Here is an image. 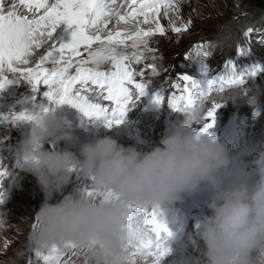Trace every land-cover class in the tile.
<instances>
[{"label":"clouds","instance_id":"clouds-1","mask_svg":"<svg viewBox=\"0 0 264 264\" xmlns=\"http://www.w3.org/2000/svg\"><path fill=\"white\" fill-rule=\"evenodd\" d=\"M238 99L236 94L229 101L237 104ZM258 99L254 94L246 104L255 111ZM204 113L203 104L189 109L185 119L150 151L126 147L112 136L96 137L81 145V161L72 151L45 147L49 138L75 143L77 137L72 121L57 106L41 109L31 121L27 150L18 164L35 175L45 197L31 226V246L44 249L73 241L85 250L88 264H131L130 206L162 213L164 206L195 193L202 184L216 190L223 186L220 172L232 163L231 149L219 138L198 134ZM252 164L254 179L237 178L219 199L207 202L211 214L200 224L205 246L202 264H264V144ZM77 169L91 178L92 187L112 190L119 198L98 201L68 193L53 203Z\"/></svg>","mask_w":264,"mask_h":264},{"label":"snow or ice","instance_id":"snow-or-ice-1","mask_svg":"<svg viewBox=\"0 0 264 264\" xmlns=\"http://www.w3.org/2000/svg\"><path fill=\"white\" fill-rule=\"evenodd\" d=\"M179 3L180 0H124V4H118L117 0H9L6 5L5 0H0V89L10 82V74H22L32 83L34 91L38 92L41 86L47 89L44 95L51 106L69 103L88 117H103L108 128L119 126L137 100L147 94L152 78L160 76L155 55L151 56L152 63L146 64L150 77H145V71H138L134 65L145 63L148 54L156 51L149 46L151 37L166 31L160 23L161 10L167 16L174 5L178 10ZM125 5L128 11H121ZM113 19L117 28L109 30ZM169 23L176 33L187 31L191 25L190 20L182 28ZM121 24L126 27H119ZM62 25L72 29L70 42H62L57 35ZM142 25L154 27L145 29ZM252 32L253 29L248 28L246 35ZM48 42H52L50 49L34 67H20L30 63L28 57L34 49ZM237 51L247 54L243 47ZM195 54L209 57L211 52L201 44L196 45ZM223 68V72L210 76L205 64L203 81L189 75L180 76L178 79L184 82L183 86L179 82L172 85L176 91L167 98V105L186 114L189 109L203 104L213 91L242 86L246 77H256L264 71V68L253 66L245 73H237L232 60ZM165 102L164 91L155 94V104ZM221 106L215 103L207 110L198 134H208ZM41 109L47 111L48 106H41ZM11 119L33 121L36 115L25 112ZM8 176V168L0 163V203L7 197L2 185ZM86 192L90 199L98 201L119 198L112 190L92 187ZM130 208L127 228L132 235L131 264L148 258H151L149 264H160L170 249L162 238V234L168 233V227L160 218L159 210L134 205ZM3 224L0 217V226ZM69 251L73 255L83 254L88 264L85 250L73 241L63 246L33 248L28 264H37V260L42 264H68L63 257Z\"/></svg>","mask_w":264,"mask_h":264},{"label":"bare ground","instance_id":"bare-ground-1","mask_svg":"<svg viewBox=\"0 0 264 264\" xmlns=\"http://www.w3.org/2000/svg\"><path fill=\"white\" fill-rule=\"evenodd\" d=\"M8 2L9 0H5L6 5ZM117 2L118 4H124V0H117ZM123 8L120 10L122 11ZM174 8L175 5L172 9L168 10L167 16L164 15V10H161L160 23L164 27L166 21L171 22L172 25L179 22V13L177 12L176 8ZM179 8L181 9L180 5ZM180 15L183 17V12H181ZM176 18L178 21L173 23L171 19L175 21ZM151 26L154 27V25H142V27L145 29ZM119 27L123 28L126 26L121 24ZM116 28L117 25L113 19L112 23L109 24V30H116ZM71 31L72 29H68L66 25H62L61 28L58 29L57 35L62 40V42H70ZM169 31L171 32L170 29H168L166 32L169 33ZM160 38V34H156L151 37L149 46L156 50L159 43L158 39ZM51 43L52 42L45 43L41 48L34 49L33 54L28 57L30 63L28 65H20V67H34L39 62L40 58L50 49ZM257 44L258 46H261L260 43ZM45 45L48 47H44ZM163 54V52L158 50H156L154 53H149V58L145 63H143V68L146 69L147 63H152L151 56L155 55L157 57L155 64L161 73L163 69L166 68L165 65L160 64ZM134 67L138 71L140 70V64L134 65ZM148 73H145V75ZM157 79H159V77H157ZM160 79L164 80L163 78ZM8 80L10 81L8 85L5 88L0 89V162L3 163L4 167L8 166L7 168L9 170V176L4 180L2 185V190L6 192L7 197L3 203H0V212H3L1 217L4 220L3 226H0V231H2V234H0V244L2 246V248L0 247L1 250L5 248L3 245L5 243V235L11 232V230L8 232L5 231L7 224L16 222L19 223L21 227L24 226L26 229L31 228L32 224L34 223V217L36 213L39 211L42 204L45 203L44 193L42 192L35 175L28 171H24V173L22 172L21 176V172L14 169L12 165L13 162H22L27 150L25 141L31 136L33 125L31 121H15L14 119H11V117L13 115H19L25 112L32 115H37L41 111V106H51L47 97L44 95V92L47 89L43 86L40 87L38 92L34 91L32 83L28 81L22 74H10L8 76ZM175 80L176 82L181 83L178 78H175ZM162 91L165 92L166 102L165 104L157 105L154 103V96L156 93ZM174 91H176V89L174 90L172 85L171 87L162 86L161 81H151L147 89V94L140 97L137 100L135 106L132 107L130 111H128L126 122L119 126H113L112 128H108L106 126V122L103 117H88L80 109L74 107L72 104L65 103L63 105L57 106L58 110L65 114L72 121V127L75 136L77 137V141L75 143L67 141L56 143L54 138H49L45 144V147L55 150L72 151L76 153L82 161L83 157L80 156L81 145L91 142L96 137L112 136L117 139L119 143L126 147L135 146L142 152L150 151L159 144V141L162 137L170 134L173 131L171 130L170 132L169 124L165 122L166 119L164 120L163 117L161 119L159 114L161 108H163L169 113V117H171V111L173 109L167 105V98L170 97ZM211 99L212 97H208L205 102L208 104L209 100ZM1 101H9L13 105L8 110L1 104ZM138 108H140V110L136 115L135 112ZM166 111H164L165 114H167ZM206 111L204 115L206 114ZM176 114L179 116L182 113L176 111ZM150 115H153L155 118V120H152L154 118H151L152 122L150 123V126H146V128L139 127L141 125L140 117L145 118ZM158 128L159 132L155 134L153 130ZM212 131L213 130H210L208 134H211ZM221 135L222 136H218L217 138L229 144L232 156L231 165L228 168L222 169L220 172V175L223 179V186L221 189L216 190L202 184L200 189L195 193H186L184 194L183 199L177 201L173 205L164 206L162 213L159 211L160 218L167 225L169 230L168 233L162 234V238L166 241V247L170 249L169 254L161 260L160 264H198V262L202 264V261L205 259V257H202V255H204L205 246L202 239L200 238V224L207 216V211L210 210L207 207V202L211 201L212 199H219L222 191L237 178L250 180L256 177L251 175H248L247 177H241V174L237 172L242 171L243 158L248 157L250 154H259V151L254 149L252 151L249 147L254 143L253 137L247 139L245 143L248 145L246 148L242 149L238 148V137H232L229 134L227 136V133H221ZM6 136L9 137L6 139ZM9 144L11 147H8ZM3 155L8 156V159L3 157ZM31 177L33 180L30 179ZM11 180H13L12 183H16L14 186H12L15 190L14 193L10 189L12 187H9V185H11ZM92 183L93 182L91 178L82 176L80 171L77 169L73 171L70 182L63 187L62 192L55 194L52 202L55 203L56 201L62 199L63 195L68 193L86 195V190L91 189ZM16 191L17 193L15 194ZM9 210L13 211V213L7 215ZM187 219L192 221L194 227L189 226L187 230L188 233L179 237L183 231H186L185 229H182L183 225L181 220L186 221ZM172 221L176 222L175 225H177L178 230L175 228V226L172 227ZM18 230L20 231V229ZM194 241L197 242L191 252V245ZM14 244L15 243H13V245ZM32 249L33 247L29 241V243L26 244L24 250L20 252L16 251L15 253H12L7 247V252H5L4 255L10 256V258H18L20 262L18 261L15 264H28ZM33 258H35L34 253ZM150 259L151 258L141 260L140 264H143V262H145L144 264H149ZM65 261H68V264H86L85 260ZM37 264H42V262L37 260Z\"/></svg>","mask_w":264,"mask_h":264},{"label":"rangeland","instance_id":"rangeland-1","mask_svg":"<svg viewBox=\"0 0 264 264\" xmlns=\"http://www.w3.org/2000/svg\"><path fill=\"white\" fill-rule=\"evenodd\" d=\"M179 5L182 11L178 8L179 22L174 25L182 28L189 20L191 21V25L187 31L176 33L172 30L170 23L166 21L165 29L167 28L166 31L170 29L171 32L165 31L161 35L156 49L164 53L160 64L165 65L166 68L160 73L159 79L156 77L152 78L151 81L158 80L159 82L161 81L162 86L170 87L174 83H177L175 78H179L182 75H189L198 81H203L205 79V64L208 65L209 75L211 76L223 72L224 64L228 60L233 61L237 73H245L253 66L264 68V0H180ZM181 12H183V17L180 15ZM171 20L173 23L178 21L177 18L175 21ZM248 28L253 29L251 35H246ZM257 43H260L261 46H258ZM201 44L208 47V50L211 52L209 57H201L195 54L196 45ZM44 47L47 48L48 46L45 45ZM240 47L245 48L247 54L241 55L237 51ZM143 67L144 64L141 63L140 70H144L145 73L149 72L145 77H150V70L148 71ZM183 83L181 81L180 84L183 86ZM236 94H239V99L236 101L237 104L229 101ZM254 94L259 95L255 111L253 107L246 104L248 99ZM209 97H212L209 103H203L205 111L210 109L215 103L222 104L215 113V124L209 129L213 130L209 135L216 138L220 137L222 135L221 133L219 134V129L223 128L226 130L227 128V131H225L227 136L229 134L232 137H238V148H246L248 144L245 142L247 139L253 137L254 143L249 147L252 151L253 149L260 151L261 145L264 144V71L259 72L256 77H246L245 84L242 86L226 88L223 92L213 91ZM1 104L8 110L13 105L9 101H1ZM164 111L166 110L161 108L159 116L161 119L162 117L164 120L166 119L165 122L169 124L170 132L185 119V114L183 113L177 116L176 111L172 110V115L169 117V113L166 111L167 114H165ZM150 117L154 118L152 115L143 117V120H140L141 125L139 127L146 128V126H150V123L154 120H151ZM153 132L155 134L158 133L159 128L153 130ZM8 137L6 136V139ZM8 147H11L10 144ZM257 156L258 154H250L249 158L242 159V171H237L241 174V177H247L248 175L256 176V169L252 161ZM3 157L8 159V156L3 155ZM19 163L13 162L12 165L14 169L21 172L22 176V172L24 173L25 170H19L17 166ZM12 182L13 180L10 181L11 185L9 187L16 184ZM10 189L14 193L13 187ZM12 213L13 211L9 210L7 215ZM2 214L3 212H0V217ZM210 214L211 211L208 210L207 215ZM181 221L183 225L182 229L186 231H183L179 237L188 233V225L194 227L192 221V225L188 224L190 219ZM172 224V227L178 228L175 222L172 221ZM9 230L11 232L5 235V243L3 244L5 248L3 250L0 249V253H3L0 254V264H15L18 261L20 262L18 258H10V256L4 255V253L7 252V247L12 253L16 251L20 252L29 243L31 228L26 229L24 226L21 227L19 223L13 222L8 223L5 227V231L8 232ZM0 234H2V231H0ZM196 242L192 243L191 252ZM13 243L15 244L13 245ZM0 247L2 248L1 244ZM63 260H85V256L83 254L73 255L69 251L63 257Z\"/></svg>","mask_w":264,"mask_h":264}]
</instances>
